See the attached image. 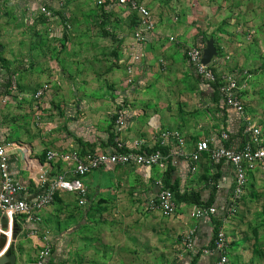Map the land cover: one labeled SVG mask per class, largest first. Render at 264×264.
I'll return each instance as SVG.
<instances>
[{"label":"crops","instance_id":"1","mask_svg":"<svg viewBox=\"0 0 264 264\" xmlns=\"http://www.w3.org/2000/svg\"><path fill=\"white\" fill-rule=\"evenodd\" d=\"M141 1L149 8L156 23L154 32L145 43L136 45L134 41L132 31L135 22L132 12L123 9L125 12L118 17L115 18L116 13L113 15V21L118 26L117 33H120L119 37L122 40L123 56L119 58V61L124 64V74L123 89H119L113 94L112 98H114V105L116 106H111L110 111L113 110L112 107L123 110L125 128L120 133L121 141L127 147H131L135 140L140 139L152 145L157 135L163 130L180 131L188 144V150L201 139L212 140L218 138L222 131L227 132L230 136V140L225 144L229 142L240 144L244 141L246 138L244 133L246 121L226 106L217 90L212 85L201 81L194 69L185 60L184 63L187 69L199 79V82L195 83L201 88V97L199 96L198 99L203 98L205 103L201 104L196 119L187 122H184L183 119L174 122L169 120L172 125L171 128H162L161 118L158 116V119H156L153 113L160 106L154 102L153 106L147 108L140 98L137 99L142 95L141 92L145 84L144 79H142L143 74L151 71L153 64L156 66V71L162 66L160 60L164 61L163 69L167 65L173 67L177 61L183 59L182 49L184 46L198 42V44H203L200 42L201 39L206 40V42L212 39L217 52L214 57H227L219 70L235 72L242 77L241 81L246 78V75L249 76L246 78L245 86L238 90L237 94L244 104L245 114L250 117L251 123L261 130V139L264 145V89L261 88L264 86V0H215L219 3H215L214 0ZM30 4L32 5L33 1L0 0L1 22L9 13L15 17H22L25 14V24L27 26L31 25V22L26 18V16H31L27 15L29 7L31 8ZM37 4L39 3H34V5ZM122 8L112 4L97 9L112 13ZM31 10H34V8H31ZM34 14L37 15V20L34 23L33 19L31 21L35 33L39 37L43 34L54 35L53 24L58 19L55 17L46 22V33L44 24H41L38 9ZM64 14H67V10ZM29 35V31L25 27L19 28L14 23L8 25L6 30H1L0 27V49H4V52L0 54V98H5V102L0 103V140L8 150L11 177L27 186L28 194L34 196L38 192L37 184L41 172L50 169L55 172L59 165L61 166L59 164L57 167V163L46 160V154L44 157L46 146H50L49 149L53 151L62 150V152L75 149L85 150L86 148L110 151L114 147V135L112 134L114 125L110 119L101 116L102 109L98 108L103 101L111 105L112 101L108 99L102 102L94 101L88 95L79 96L77 93L76 96L73 93H67L71 97L64 99L60 94V91L65 92L64 88L59 91L54 90L55 81L59 80L56 73L58 63L51 64L52 60H50L49 65L43 66L44 60L37 55L34 49L26 52V49L29 50L32 44H37L34 43L36 40L29 38ZM170 36L173 37L172 40L168 39ZM3 45L5 46L3 47ZM134 51H139L142 57L135 64L134 83L127 84L126 64L129 55ZM48 57L53 56L49 55ZM46 81L51 82L53 85H51L48 95L42 100L39 112H35L32 109L30 94ZM12 83H14L15 89L11 88ZM71 104L75 106L74 109L70 107ZM145 104L147 103L145 102ZM105 114L109 113L105 111ZM144 117L146 118L145 122L143 121ZM183 124L185 126L181 128ZM65 125L68 131L71 132L72 137L64 134L63 126ZM36 129L40 131V134L44 129L48 130L47 136L45 138L39 137L35 133ZM44 135L43 133L40 136ZM193 137H196V139ZM197 165L198 169L194 173L189 172L186 166L182 165L170 173V178L171 180L177 179V185L181 183L179 185L181 193L197 192L200 199L205 197L211 203L217 204L219 213L207 220L192 219L187 213L184 221L178 220L176 222L177 225H181L182 230L175 235V241L184 251L176 256L175 264H214L216 256L206 255L202 250L211 246L214 236L213 231L217 222H219L218 227L216 226L217 230L223 229L228 239L226 226L237 213L236 210L232 216L226 218L222 216V212L226 210L227 200L234 183V171L231 165L223 161L212 162L206 154L201 157ZM117 167L119 166L110 169L108 174ZM136 168L146 171L149 178L153 177L152 194L157 189L155 185L157 179H162L164 184L165 174L158 166H153L150 169ZM208 168L212 178L201 183L198 188H193L194 181L199 179L197 175L200 172L201 175H207ZM217 171L219 177L214 180L213 175ZM95 172L102 173L101 171ZM247 175L246 186L252 179L264 182V173L259 169L249 172ZM87 177L88 175L83 178V183ZM69 193L71 192H61L57 196ZM180 203H182V206L179 208L182 210L192 206L186 201ZM51 205L39 213L41 217L39 223H33L31 220L19 217L29 222L28 232L34 228L41 232L44 230L51 232L48 228L42 229V226H44L43 212L48 210ZM17 223L22 229L27 228L24 224L18 222V219ZM192 228L195 229L193 235L194 248L185 250L177 237ZM8 235L5 247L0 250V257L11 244L12 235ZM30 237L35 238L34 240L38 243L39 248L38 238L36 236ZM227 253L230 264H234L237 257L235 250L230 247V242L228 243ZM59 261L65 262V260Z\"/></svg>","mask_w":264,"mask_h":264},{"label":"rangeland","instance_id":"2","mask_svg":"<svg viewBox=\"0 0 264 264\" xmlns=\"http://www.w3.org/2000/svg\"><path fill=\"white\" fill-rule=\"evenodd\" d=\"M31 1L34 10L29 7L27 15L31 16H26L31 25L25 24V14L15 17L9 13L4 21L0 20L1 30H6L11 23L19 28L25 27L29 31V38L37 43L32 44L29 50L27 48L26 52L34 49L44 60L43 66L49 65L50 60L51 64L58 63L56 73L59 80L55 81L54 90L64 88L66 93L60 91L64 99L71 97L69 94L76 96L77 93L79 96L88 95L94 101H112V105L103 101L98 108L102 109L101 116L114 123L113 115L118 108L112 107L110 111L111 106H116L112 97L117 90L123 89L124 64L119 61L123 56L122 40L113 15L116 13V18L126 9L107 13L96 8L95 0ZM41 3L55 7L58 20L54 22L53 29L56 35L43 34L40 38L35 33L32 24L37 20V15L34 12ZM64 9L67 14H64ZM41 24H44L47 33V23ZM193 45H200L202 51L205 48L204 44L198 43L186 45L182 49L183 59L173 67L167 65L165 69L159 67L156 71L153 64L152 70L143 74L145 84L142 95L136 98H140L147 108L153 106L154 102L160 106L153 113L156 119L158 116L161 118L162 128H171L169 120L193 121L199 114L200 106L205 104L203 98L198 99L201 88L195 83L199 79L184 63V60L187 63V51ZM2 49L0 54L4 52ZM201 81L205 83V80ZM261 88L264 89V86ZM70 107L75 108L72 104ZM105 111L109 114H105ZM124 128L125 124L122 126ZM63 132L72 137L66 125ZM35 133L45 138L48 130H43L41 134L44 133V136H40L37 129ZM49 147L46 146L44 157L48 150L53 151ZM152 178L140 168L119 166L109 174L92 172L84 179L87 190V203L84 206L78 205L77 194L73 192L57 196L51 207L43 212L42 226V229L51 230L49 234L56 258L65 260L67 264H175L176 256L184 251L175 241V235L182 230L176 222L184 221L190 208H179L172 216L148 211L145 201L152 196ZM197 178L193 188L212 178L209 168L207 175L200 172ZM23 218H17L18 222L27 228L22 229L17 223L6 257L13 258L12 264H35L38 243L30 237L27 230L30 224ZM2 231L0 228V243L5 241ZM226 233L230 247L236 252L234 264H264V182L255 179L248 182L239 198L237 213L226 226Z\"/></svg>","mask_w":264,"mask_h":264},{"label":"built area","instance_id":"3","mask_svg":"<svg viewBox=\"0 0 264 264\" xmlns=\"http://www.w3.org/2000/svg\"><path fill=\"white\" fill-rule=\"evenodd\" d=\"M94 4L97 8L114 4L132 12L135 22L132 36L136 45L145 43L155 30L156 23L151 11L141 0H95ZM55 12V8L47 4L38 7V14H40L41 22L44 23L54 19ZM168 39L172 40L173 37L170 36ZM202 53L199 46H191L187 51V63L201 80H205L208 84H214L224 104L246 121L244 141L240 144L230 142L225 144L230 140V136L227 132L222 131L218 138L201 139L188 150V144L180 131L163 130L157 135L152 145L140 139L135 140L131 147H127L120 139L125 117L123 110L118 108L113 115V149L100 151L86 148L85 150L75 149L66 152L48 150L46 160L57 163V167L59 164L61 166L59 165L55 172H52L53 169L42 171L38 178V192L34 196H30L28 187L11 177L8 150L0 140V228L3 229L2 234L5 240H8V234L12 235L17 218L24 217L33 223H39L41 220L39 213L50 206L61 192L77 194L78 205H85L87 190L83 178L92 172H109L116 166L125 165L144 169L158 166L164 172L170 162L175 170L184 165L189 172L194 173L204 154L212 162L223 161L230 164L234 171L232 192L222 216L226 218L234 215L239 198L247 184V174L258 169L264 173V145L261 139V130L251 123L250 117L245 114L244 104L237 94L238 90L245 86L248 75L241 81L242 77L235 72L219 70L227 59L226 56L214 57L208 64H205L201 60ZM141 57L139 51H134L129 55L126 64L127 84L134 83L135 64L140 61ZM159 62L162 65L160 67L164 68V61L160 60ZM11 88L15 89L14 83L11 84ZM50 89V82L46 81L31 92L29 98L35 112H39L40 104ZM4 102L5 98H0V103ZM155 185L156 191L145 201L146 209L164 216L174 215L182 203L176 200L172 190L164 187L162 179H157ZM200 201L199 204L190 206L188 211L190 218L207 220L218 215L219 206L217 204L207 203L208 199L205 197H201ZM194 233L195 229L192 228L177 237L185 250L194 248ZM29 235L36 236L39 240L35 264H67L56 258L49 230L41 232L34 228L29 230ZM228 243L225 232L220 228L213 236L211 246L204 248L202 252L206 255H215L214 264H230L227 253Z\"/></svg>","mask_w":264,"mask_h":264},{"label":"trees","instance_id":"4","mask_svg":"<svg viewBox=\"0 0 264 264\" xmlns=\"http://www.w3.org/2000/svg\"><path fill=\"white\" fill-rule=\"evenodd\" d=\"M200 42H202L204 45H206V40L201 39ZM199 43V42H198ZM212 85L213 88L216 89V86L214 84H210ZM112 136V135H110ZM175 169L174 167L170 164V162H168L166 170L164 171L165 174V178H164V187L165 188H169L170 190H172L175 194V198L178 202L181 201H186L190 204H199L200 201V197L199 194L197 192H180L178 185H177V179L171 180L170 178V173L174 172ZM219 177V173L218 171L216 173H214L213 175V179L216 180ZM211 201L208 199L207 203H210ZM219 222L216 223L215 228H214V234L217 232V227ZM217 226V227H216Z\"/></svg>","mask_w":264,"mask_h":264},{"label":"water","instance_id":"5","mask_svg":"<svg viewBox=\"0 0 264 264\" xmlns=\"http://www.w3.org/2000/svg\"><path fill=\"white\" fill-rule=\"evenodd\" d=\"M217 54V52H216V49H215V46H214V44H213V40L212 39H209L207 42H206V46H205V48H204V50H203V53H202V62L203 63H205V64H208L210 61H211V59L215 56ZM17 226V224L15 223L14 224V227H13V231L17 228L16 227ZM3 227H4V225H3ZM3 237H4V235H3ZM5 242V241H4ZM3 241L0 243L1 244V247H2V245H3V243H4ZM11 259H12V262H13V258L12 257H10Z\"/></svg>","mask_w":264,"mask_h":264},{"label":"bare ground","instance_id":"6","mask_svg":"<svg viewBox=\"0 0 264 264\" xmlns=\"http://www.w3.org/2000/svg\"><path fill=\"white\" fill-rule=\"evenodd\" d=\"M6 243L7 241L5 240L0 250L5 247ZM8 249L9 247L7 248L6 252L0 257V264H12V259L6 257L8 255Z\"/></svg>","mask_w":264,"mask_h":264}]
</instances>
